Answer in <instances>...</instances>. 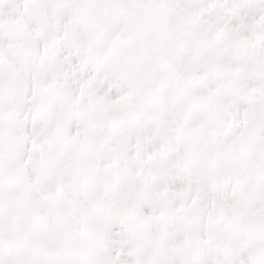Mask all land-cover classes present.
Segmentation results:
<instances>
[{"label":"snow or ice","instance_id":"snow-or-ice-1","mask_svg":"<svg viewBox=\"0 0 264 264\" xmlns=\"http://www.w3.org/2000/svg\"><path fill=\"white\" fill-rule=\"evenodd\" d=\"M0 264H264V0H0Z\"/></svg>","mask_w":264,"mask_h":264}]
</instances>
